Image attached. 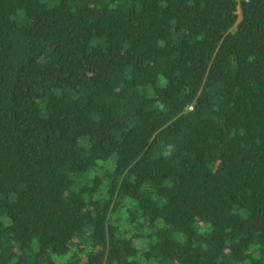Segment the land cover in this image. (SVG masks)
<instances>
[{
  "label": "trees",
  "instance_id": "trees-1",
  "mask_svg": "<svg viewBox=\"0 0 264 264\" xmlns=\"http://www.w3.org/2000/svg\"><path fill=\"white\" fill-rule=\"evenodd\" d=\"M0 264H264V0H0Z\"/></svg>",
  "mask_w": 264,
  "mask_h": 264
},
{
  "label": "rangeland",
  "instance_id": "rangeland-1",
  "mask_svg": "<svg viewBox=\"0 0 264 264\" xmlns=\"http://www.w3.org/2000/svg\"><path fill=\"white\" fill-rule=\"evenodd\" d=\"M239 12H240V10H239Z\"/></svg>",
  "mask_w": 264,
  "mask_h": 264
}]
</instances>
